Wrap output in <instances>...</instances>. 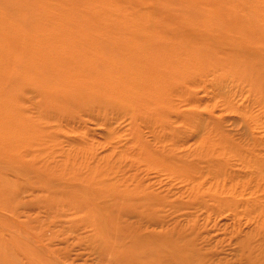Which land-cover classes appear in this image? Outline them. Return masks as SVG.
<instances>
[{"label": "rangeland", "instance_id": "1", "mask_svg": "<svg viewBox=\"0 0 264 264\" xmlns=\"http://www.w3.org/2000/svg\"><path fill=\"white\" fill-rule=\"evenodd\" d=\"M192 2L198 4L199 14L187 22L185 34L186 47L195 55L191 59L168 47L164 64L167 73L183 72L186 66L196 70L188 79L174 78L169 94L168 80L161 78L158 98L149 99L160 105L154 113L100 100L107 94L109 76L80 77L76 71H65L68 57L59 51L74 50L82 41L91 46L89 52L99 42L118 46L125 60L137 57L130 64L145 61L146 66H157L152 65L153 57L142 60L131 54L153 52L132 39L160 41L162 29L171 28L177 12L183 15ZM211 11L217 17L204 15ZM20 26L28 29L25 34L17 32ZM0 31L18 45L25 63L18 72L0 66V83L7 84L10 78L13 89L24 82L38 89L19 103L32 123L30 134L32 127L36 130L35 145L22 155L18 150L20 165L7 166L0 157L2 260L119 264L84 246L91 232L75 225L94 220L88 209L67 212L55 202L40 204L53 193L42 188L43 178L38 177L48 175L41 169L48 166L57 173L61 168L62 175L52 180L59 194L76 188L96 192L78 180L90 176L95 185L105 181L115 187L125 203L132 198L150 202L140 216L121 215L119 225L104 223V232L114 241L124 234L158 245L153 257L143 253L134 258L136 262L166 264L167 246L175 244L192 251L196 256L186 257H198L200 264H264V70L249 63L252 84L232 75L228 67L214 68L215 58L203 55L217 42V49L245 57L251 49L247 41L264 38V0H0ZM220 33L233 35L232 39H223ZM7 48L0 44L1 51L8 52ZM24 75L32 79L24 80ZM70 83L86 88L92 103L83 100L75 114H55L67 102L42 100L39 90L57 95L60 84ZM115 83L129 87L123 79ZM10 101L9 85L0 92V144L5 149L10 136L30 139L27 132L22 137L25 119L13 113ZM189 169L199 174L188 176Z\"/></svg>", "mask_w": 264, "mask_h": 264}, {"label": "bare ground", "instance_id": "2", "mask_svg": "<svg viewBox=\"0 0 264 264\" xmlns=\"http://www.w3.org/2000/svg\"><path fill=\"white\" fill-rule=\"evenodd\" d=\"M221 3L224 2L222 1ZM179 4L184 7L182 2ZM209 4L213 3L209 2ZM196 6L198 7V4L196 2H192L189 3V10H183V15L180 14V16L179 12H177V16H175V18L172 20L175 21V24L171 25V28L166 26L162 29L164 38H161L160 41L152 40L151 38L141 39L139 37L132 39L141 47L149 48L153 52L151 55L144 54L143 52L139 54L132 52L131 54L133 56L137 55L139 57L138 59L142 60L146 59L147 57H153L152 60L154 63H152V65L156 63L157 66H146L144 64L145 61H138V65H136V63L134 65L130 64V62L136 60L137 57L125 60L124 56L117 51L118 46L109 48L102 46L99 44V42H97L96 45H94V48H92L94 51L89 52V47L91 46H88V43L82 41V43H80L78 47H75L74 50L71 49V51H69V49L66 50L65 48H62L61 51H59V54L65 52L68 57L65 71H76L79 73L80 77H92L94 74L98 73L109 76L111 81L108 83L107 94H100V100L108 99L117 103H127L137 108H147L149 111L154 113L160 105L158 102L155 103L149 99L151 97L158 98L161 87V78L164 76L163 80H168L167 83L170 85L168 90L169 94L172 90V85L174 84V78L179 77V79H188L193 75V70H196L194 67L186 66L183 72L169 71L167 73L164 64L167 62L169 48L180 53L179 55L188 54L191 59L194 57L195 51L186 47L188 36L185 33L189 31L187 22L191 19H196L197 15L199 14L197 12ZM204 15L208 17H217L215 11H211ZM20 28H17L19 29V31H17L19 34H25V32L28 30H23L25 29L23 26H20ZM219 35H222L223 39H232L233 36L227 33H220ZM108 37L109 36H107V38ZM263 39V37L256 39L251 38L250 41H247L251 45V49L248 51V53L246 52L245 55L248 62H245V57L240 58L235 53L224 51L221 48L217 49V42L212 44L211 50L204 49L203 55L207 60L212 57L215 58L214 68L228 67V70L235 77L254 84L255 78L253 77V71L249 63L252 62V64L264 70ZM2 42H4L8 47V52H3L0 50V66L7 65L12 71L14 70L15 72H18L17 69H20L21 66L25 64L23 62V57L18 55V45L11 42L8 36L0 31V44ZM237 71L240 73L239 76L234 74ZM22 79L31 80L32 77L24 75ZM117 79H123L129 84V87L122 89V87L115 83ZM6 82L7 84L0 83V92L3 93L10 85V106L14 110L13 113H16V115L20 116L21 118L22 116L24 117L25 125L22 126V137H24L27 132L30 139L27 142H25V140L18 141V138L10 136L8 139H10L11 143L8 148L5 149V147L0 144V157H2L1 160L4 161L7 166H11L12 164L20 165L19 158L22 155V152H26L30 146L33 147L35 145L34 142L37 140V136L34 135V131H36L34 127H32L33 133L30 134L29 129L32 123L27 120L24 112L25 108H21L19 103L20 101L22 102L24 97H26V94H35L38 89L35 86H31L30 82H24V86L20 89H13L12 80L9 78ZM59 86L62 88L57 89V95H48L46 93L40 92L39 90V97L42 100H49L52 103H57L59 102L60 98L62 101L67 102V105L64 107H60L56 109V111L53 110L55 114L58 112L75 114L77 110L82 108L81 103L83 100L92 103L91 98H86L88 96L86 94H90L86 88L76 86L72 83L67 85L60 84ZM166 97L162 98V101H164ZM1 111L2 109L0 107V112ZM18 126V128H21V125ZM1 127L2 124L0 123V131ZM1 140L3 139H0V143H2ZM18 150H21V155ZM41 169L44 174H48L45 176L46 178L43 175L38 176H42L40 178L41 180L43 178L44 182L41 185L42 188L53 191L50 196H47L45 200L40 203L41 205H43L45 202H48L50 205H52L55 202L57 208L65 209L67 212H82L85 209L90 211L92 219H94L93 221L83 220L82 222L75 225L77 228H86L91 232L89 242L87 244L85 243L84 246H91L93 250L98 252V254H101L106 258H112V260H116L119 264H142L141 262H136L134 258L136 256H142L143 253H147L150 255V257H153L152 254L156 253V250L160 249L157 248L158 245L153 242L147 243L139 238L132 240L127 238L130 236H125L124 234H120V236H118L119 240L114 241L112 239L113 237L107 235L104 232L105 222L111 221L119 225L118 223L121 220V215L137 213L136 215L140 216L147 210L148 202L139 203L137 200L132 198L133 200L131 202L125 203L127 201L123 200L121 193H117L115 187L110 186L105 181L100 183L101 185H95L94 179H92L90 176H86L83 179L78 178V180L84 183L86 187L96 188V192L94 190H81V192H79V190L76 188L69 192H60L59 194L57 193V189L53 187L52 180L57 179V175H62L60 174L62 173L61 168L58 169L60 170V173H57V168L54 169L48 166ZM256 169L260 171V166L257 165ZM192 173L199 174V171H193L192 169L186 171V175L188 176H191ZM71 176L76 177L75 175ZM1 179L2 177L0 180ZM57 195L59 201H63L65 199L66 202L57 201ZM150 207L151 206L149 205V208ZM42 209L46 211L45 207L43 206ZM51 215L52 218H56V207L52 210ZM29 239L27 241L31 242ZM167 248L169 249L167 251L169 252V261L166 264H200L198 257H186L187 254L190 256H196L192 251L190 252L188 249H186V247L169 244ZM38 249L40 250L41 247ZM0 264L10 263L2 260V256L0 255ZM147 264L154 263L153 261H148Z\"/></svg>", "mask_w": 264, "mask_h": 264}]
</instances>
